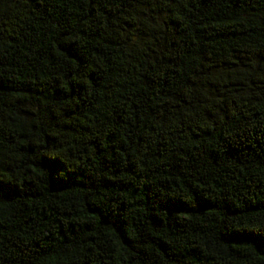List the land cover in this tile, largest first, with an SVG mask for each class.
Listing matches in <instances>:
<instances>
[{
    "label": "trees",
    "instance_id": "obj_1",
    "mask_svg": "<svg viewBox=\"0 0 264 264\" xmlns=\"http://www.w3.org/2000/svg\"><path fill=\"white\" fill-rule=\"evenodd\" d=\"M0 264H264V0H0Z\"/></svg>",
    "mask_w": 264,
    "mask_h": 264
}]
</instances>
